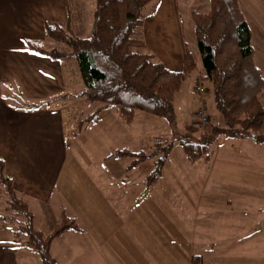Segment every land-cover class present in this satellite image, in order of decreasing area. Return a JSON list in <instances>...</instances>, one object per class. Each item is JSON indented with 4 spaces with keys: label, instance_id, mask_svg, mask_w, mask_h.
<instances>
[{
    "label": "rangeland",
    "instance_id": "rangeland-1",
    "mask_svg": "<svg viewBox=\"0 0 264 264\" xmlns=\"http://www.w3.org/2000/svg\"><path fill=\"white\" fill-rule=\"evenodd\" d=\"M253 5L264 7V0ZM91 18L88 12L83 23L87 20L91 23ZM79 35L88 37L90 32L85 26ZM184 35L196 67L174 97L176 129L182 131L192 124L197 127L193 134L197 138L209 132L210 123H217L219 115L191 29L185 26ZM54 45L60 51H68L63 43ZM197 85L204 90L198 92ZM64 104H67L63 108L68 158L61 181L70 199L79 206L77 225L83 232L68 230L52 242L50 253L57 264H196V255L188 257L187 254L191 251L203 254L204 247L208 251L202 242L208 234L229 235L230 247L223 252L222 264H264V210L257 213V209L264 206V173L261 172L264 147L261 144L218 136L212 144L214 157L210 163L201 159L191 164L163 118L136 111L133 122L126 124L113 108H106L100 122L82 124L97 104L83 97L64 101ZM201 107L209 118L204 125L196 116ZM154 136L167 138L173 142V147L158 180L148 185L147 177L154 167L152 160L129 168L131 158L112 154L120 149L150 152ZM249 157L251 160L247 161ZM221 159L228 160L229 164H218ZM208 166L206 181L203 176ZM219 175L229 180H220ZM235 186H244L251 194L245 198L233 197L231 192ZM201 187L208 191L205 190V196L197 197L203 191ZM6 199L0 187V217L5 214ZM198 199L212 201L214 210L208 218L209 223L214 224L211 228H207L203 220L197 221L195 230L184 227L185 222H192L191 212ZM50 205L56 209L57 200H52ZM31 207L37 211L33 204ZM242 213H246L244 218ZM181 215L182 225L179 226ZM36 227L44 234L53 228L39 223ZM194 232L197 242L201 241L196 243L195 250L190 245ZM31 254L29 264H40L37 254ZM202 264L214 262L205 260Z\"/></svg>",
    "mask_w": 264,
    "mask_h": 264
},
{
    "label": "trees",
    "instance_id": "trees-1",
    "mask_svg": "<svg viewBox=\"0 0 264 264\" xmlns=\"http://www.w3.org/2000/svg\"><path fill=\"white\" fill-rule=\"evenodd\" d=\"M148 2L94 0L88 37L75 36L68 21L64 25L45 23V35L65 44L68 51L46 49L30 42H26L27 48L51 59L75 61L84 86L77 95L97 104L82 124L98 121L99 113L106 108H113L126 124L133 122L136 111L163 118L191 164L212 158V144L218 136L250 138L264 147V104L259 98L264 79L253 62L250 30L237 0H210L206 13L193 15L197 51L219 115L217 123H210L209 132L197 138L193 136L197 127L192 124L182 131L176 129L173 105L175 94L196 67L193 54L187 48L183 69L172 72L151 54L141 51L140 31ZM172 147V141L154 136L150 152L120 149L112 155L131 158L129 168L152 160L154 167L147 182L153 184ZM0 183L7 195L1 221L11 226L14 243L37 254L40 264H57L50 253L51 244L65 231H82L75 219L62 215L53 229L44 234L34 228L28 206L19 197L12 180L3 175L1 160Z\"/></svg>",
    "mask_w": 264,
    "mask_h": 264
},
{
    "label": "crops",
    "instance_id": "crops-1",
    "mask_svg": "<svg viewBox=\"0 0 264 264\" xmlns=\"http://www.w3.org/2000/svg\"><path fill=\"white\" fill-rule=\"evenodd\" d=\"M256 1L259 0H237V3L250 30L253 62L264 79V7L253 5ZM209 7L210 0H149L143 10L141 51L151 54L169 71H181L188 48L184 28L191 29L194 35L193 15L206 13ZM93 9L94 0H0V160L3 175L12 180L33 216L34 228L39 231L38 223L54 227L62 215L74 218L76 223L80 218L78 204L70 199L61 181L68 158L63 107L67 105L64 101L80 97L77 94L84 86L72 58L51 59L28 49L26 42L46 49L56 48V41L45 35L44 25H64L67 21L75 36L84 37L79 32L86 26L91 33ZM88 12L92 14L91 23L87 20L84 24V15ZM193 37L195 40V35ZM259 98L264 104V88ZM102 111L95 123L100 122ZM213 157L214 154L209 161H203L210 163ZM246 160L250 161L251 157ZM218 164L229 163L221 159ZM205 170L207 174L203 177L208 181L209 166ZM261 170L264 173V168ZM219 176L220 180H229ZM119 178L117 176V180ZM0 187L3 188L1 183ZM201 190L197 197L205 196V190L208 191L204 187ZM231 193L233 197L245 198L251 191L235 186ZM52 200H57L56 209L50 205ZM193 207L192 222H185L184 227L195 230L197 221L203 220L205 226L211 228L214 224L209 223L208 218L214 210L212 201L198 199ZM263 210L261 206L257 213ZM245 214H241L243 218ZM181 220L182 215L179 226ZM191 236L190 245L195 250L201 241L197 242L195 232ZM205 237L202 242L208 251L204 247L203 254L191 251L187 256L196 255V264L205 260L222 264L223 252L230 247L229 235L208 234ZM214 238L217 239L211 240ZM32 252L14 243L11 226L2 223L0 217V264H29Z\"/></svg>",
    "mask_w": 264,
    "mask_h": 264
},
{
    "label": "built area",
    "instance_id": "built-area-1",
    "mask_svg": "<svg viewBox=\"0 0 264 264\" xmlns=\"http://www.w3.org/2000/svg\"><path fill=\"white\" fill-rule=\"evenodd\" d=\"M196 90L198 91V92H202L204 89L201 87V86H199V85H197L196 86ZM196 116L198 117V122L199 123H201V124H207V122H208V116H207V114H206V112H205V109L203 108V107H201V108H199L198 110H197V112H196Z\"/></svg>",
    "mask_w": 264,
    "mask_h": 264
}]
</instances>
